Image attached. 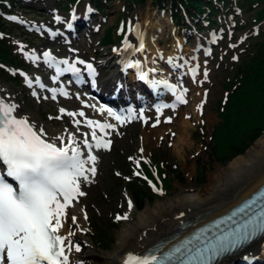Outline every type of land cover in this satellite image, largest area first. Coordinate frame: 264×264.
<instances>
[{
    "label": "rangeland",
    "instance_id": "374dc122",
    "mask_svg": "<svg viewBox=\"0 0 264 264\" xmlns=\"http://www.w3.org/2000/svg\"><path fill=\"white\" fill-rule=\"evenodd\" d=\"M211 1L214 4L212 2L197 4L196 11L190 12L191 15L197 12L195 16L181 9L182 15L187 16L179 23L175 22L172 16L170 0L159 2L146 0L142 5L132 0L104 1L103 10L89 20L90 30L79 31L78 36L70 44L80 51L74 56L81 55L89 59L94 56L97 59L102 53L107 55L118 49L126 38L125 32L121 39L112 36L113 31L119 32L120 20L130 21L129 29L135 23L141 24L143 20L150 22L157 20L161 30L153 38L156 49H160V52L169 51L174 37L182 36V43L175 45L176 50L184 53L186 57H189L192 51L196 52L200 64L198 77L204 81L202 86L190 82L186 77L181 81L186 103L174 111V116L170 114V122L163 121L158 126L150 127L154 120L151 118L145 124L133 122L125 125L113 135L111 150L99 154L93 182L87 181L80 187L81 191H85V195L80 197L78 204L90 205V210L86 213L87 220L83 223L84 230L80 231L79 225L72 222V217H75L72 208L66 214L63 228L67 235L69 232L74 233L70 239L85 234L90 241L89 248L94 253L86 254L88 245L79 243L81 251L76 252L73 249L70 252L71 264H106V256L116 244L123 225L131 218H135L138 211L150 209L160 201L203 187L218 168L225 167L233 158L219 162L216 156L228 153V147L232 144L247 143L248 147L241 153L244 154L263 132L264 0ZM4 3L8 10L19 13L28 21L43 22L53 20L54 8H59L60 13L69 14L72 6L78 5L81 13L93 6L90 0H77L76 4L70 0H16L15 8L10 7L9 0H4ZM44 12L49 16L44 17L42 15ZM4 26L10 35L9 38H4L6 45L4 49L7 54L5 57L0 56V81L8 90L13 91L14 99L20 103L22 110L46 130L63 128L68 131L70 127L72 129L75 126L71 121L72 117L60 111L70 107V100L53 102L43 96L34 97L22 76L25 72L29 73L32 86L33 78L40 69L35 65L37 62L29 60L28 54L50 48V44L56 40L46 41L42 36L11 24L4 23ZM200 28L203 30L198 32ZM211 30L219 36V42L213 45L211 53L205 56L201 51H196L197 41L205 42ZM125 31L129 34L131 32L127 29ZM110 34L113 41L103 45L102 41L110 37ZM246 35H249L248 39ZM62 49L64 52L67 50ZM95 51L100 53L95 54ZM207 66L212 73L210 75L205 72ZM206 83L212 94L207 105L202 107L205 109L209 106L212 111L209 124L201 122L203 118L196 115L197 106L192 111L193 105L200 101L201 89L206 87ZM187 113L191 114L189 118L186 117ZM180 116L188 123H182ZM76 131L78 132V127ZM255 132L258 135L252 140L251 136ZM212 146H215L214 154ZM162 161H168L173 168L176 167L181 172L184 183L178 182L172 174L169 175L168 170H165L166 174H161L162 181L155 184L156 190L153 188L154 184L146 188L149 199L138 210L127 189L126 180H129L127 177H132L133 172L143 177L142 173L146 170L149 175H154L156 170L154 163ZM197 162L205 168L203 178L198 171ZM136 182L142 184L140 180ZM96 185L103 206L89 200L88 193L92 186ZM129 200L132 201L131 210L128 208ZM95 205H98V211ZM118 215H127L128 219L117 220ZM94 229L96 235L108 245L105 247L95 245L92 239Z\"/></svg>",
    "mask_w": 264,
    "mask_h": 264
},
{
    "label": "snow or ice",
    "instance_id": "6c2138e0",
    "mask_svg": "<svg viewBox=\"0 0 264 264\" xmlns=\"http://www.w3.org/2000/svg\"><path fill=\"white\" fill-rule=\"evenodd\" d=\"M137 50H143V45ZM44 57L51 66V53L45 52ZM76 63L85 62L77 60L69 64L68 60L57 61V74H78L80 69ZM59 64L67 67L61 69ZM128 67L133 65L129 64ZM86 68L89 75H95L92 64H87ZM140 79H146V76L141 75ZM52 98L55 99V95ZM177 100L186 103L183 95L178 96ZM15 109V105L0 101V164L4 166V173L0 175V264H69L67 253L73 249L80 252L81 249L79 244L73 245L70 240L74 233L69 232L67 237L59 234L66 210L78 197L85 195L80 189L81 180L88 181V173L93 177L96 174L97 157L91 154V149L110 150L111 140L98 137L96 129L107 136L105 130L114 126L85 121L92 129L95 144L84 139L83 144L89 151L87 157L83 158L73 136H69L66 144L58 137L62 144L58 147L44 138L46 133L43 128L37 130L27 119L14 115ZM60 111L64 113L65 110ZM160 111L161 108H157V112ZM108 113L121 124L125 122L124 118L111 110ZM67 115L76 116L77 113L69 112ZM78 115L84 116V113ZM75 123L79 125L80 121ZM87 165L92 166L89 168ZM5 176L12 178L18 187L8 183ZM153 188L156 190L155 185ZM128 208L132 209L131 200L128 201ZM116 219L127 220L128 216L118 215ZM72 222L76 223V217H72ZM214 229L201 228L172 244L166 251L157 247L144 256L129 254L124 264H213L258 233L264 234V189L226 218L214 222Z\"/></svg>",
    "mask_w": 264,
    "mask_h": 264
},
{
    "label": "bare ground",
    "instance_id": "6f19581e",
    "mask_svg": "<svg viewBox=\"0 0 264 264\" xmlns=\"http://www.w3.org/2000/svg\"><path fill=\"white\" fill-rule=\"evenodd\" d=\"M75 10L78 12V9ZM90 18L91 16H85L84 14L77 16L76 19L72 20V24L75 30L79 31L86 29L87 31H89L91 27L89 26L88 20ZM160 27L161 25L158 23L157 20L155 22L143 20L141 24H138L137 29L140 30V35L144 37L143 42L145 43L147 61L149 60L151 61V63H153L152 60L155 55H157V58H163V60L165 59L166 55H173L174 57L185 59L186 63L188 62L184 67V69L187 71L188 67H190L193 63L194 56H197L196 52L192 51L189 57H186L184 53L178 52L176 50L175 45L178 43H182L181 39H183V37L179 35H177L178 37H174L172 48L169 51L160 52V49H156V44L153 41L155 35L160 32ZM248 37L249 35H246V39H248ZM73 39L74 37H72L70 40ZM66 47L70 52L74 51V48H76L73 45H68ZM185 49L188 50V48ZM76 51L79 50L76 48ZM94 53L98 54L100 52L95 51ZM114 53L115 52L107 55H104L102 53L96 59V64L99 68L98 77L101 81V86L98 91L102 92L100 90H103V87H110L112 90H116L118 92L120 98L124 99L127 95H129L131 100H134L133 95H130L125 84L126 82H129V79L127 77L124 78L123 76H118L116 70H114V67L112 66H110L109 71L106 69V66L110 64L109 55L113 57ZM210 53L211 52L209 51L208 54ZM77 56L81 57V55ZM37 58L39 59L38 55ZM206 69V74L210 75L211 71L209 66H207ZM163 70L164 69L162 68L161 71ZM166 73L168 72L166 71ZM199 79L202 83L201 86L204 85V81L200 77L196 78V82H198ZM133 87L137 88L136 85H134ZM203 88H206V95H202L203 90L201 89V99L193 105L192 111L197 106L196 115H199V118H203V121L201 122L209 124L211 123L210 112L212 111L209 109V106L203 109V107L201 108V105H207L210 94H212V92L210 89H208L207 83L206 87ZM14 96L15 95L13 91L8 90L7 87L0 81V97L16 106L15 115L18 118L27 119L28 122L34 125L37 130L43 128L44 132L46 133L44 138L47 139L49 142L56 143L57 146H62L60 139H57L58 137L62 138L63 142L66 144L69 142V136L71 135L75 138L77 145L82 151V142L85 139V135H88L91 132V130L86 127L84 118L89 116H100L106 119L109 118V113L103 110L98 102L89 98H82L78 93L72 92L68 97V99L70 100V107L66 110L67 113H77L76 116H72L71 121L74 123L75 121H80L79 125L75 123L76 125L73 126L72 129L70 127L68 131L64 130L63 128L55 130H46L41 124H38L31 115L27 114L22 110L20 103H18V101L14 99ZM85 99L88 100L89 106L82 108L78 104L82 103ZM181 106L183 105H178L174 111L181 108ZM81 108L83 110L84 116L78 115V113H80L79 110ZM174 111H171V114L173 116ZM190 115V113H187L186 117L189 118ZM180 118L182 120V123H188L186 119L184 120L182 118V116H180ZM161 122L162 121H159L157 124H153L152 127L158 126ZM83 126L85 128H83ZM77 127L78 132L76 131ZM117 129L118 127L115 126L114 129L107 131V133L110 137H112V139ZM87 140H89V138H87ZM103 152L105 151L100 150L98 152V157L99 154ZM88 176V182H93L95 176L93 177L91 173H88ZM263 181L264 131L257 137L253 145L248 148L244 154L236 155L227 163L225 167L218 168L212 178H209V182L203 187H197L182 195L178 194L165 201H160L150 209L145 208L138 211L135 218H131L130 221H127L123 225L122 231L118 235L116 244L106 256V264H124L129 254L137 256L144 249L148 248L151 244L160 239H169L168 243L174 242L176 239L180 238L184 233L190 231V229H192L193 227L200 225L204 221H207L208 219H211L216 215L225 212L234 204L238 203L243 198L250 195V193L255 190ZM86 182L87 181H84L83 179L81 180V183ZM91 185H93V183ZM98 190L99 188L97 185L92 186L90 192L88 193L89 200H94V202L99 203L103 206V201H100L101 198L99 196ZM70 208H72L74 211L76 223L79 225L80 231H83V223L87 220L85 219V214L87 213V211L90 210V205L85 203L83 206H81L78 203H75L72 204ZM95 209L98 211V205H95ZM183 222H190L191 224L187 225L184 229H182L179 225H181ZM63 227L60 229L59 233L62 236H66L64 234ZM174 234L176 235L173 236ZM72 240L73 245L79 243H85L86 246L88 245V248L85 252L86 254L94 253V251L89 248L90 241L88 238L85 237V234L83 236L75 237ZM166 246L167 244H165V247ZM263 247L264 234L259 239L253 241L247 248L252 252V255L262 260L261 264H264V253L261 250L263 249ZM217 264L231 263L225 262Z\"/></svg>",
    "mask_w": 264,
    "mask_h": 264
},
{
    "label": "trees",
    "instance_id": "16d2710c",
    "mask_svg": "<svg viewBox=\"0 0 264 264\" xmlns=\"http://www.w3.org/2000/svg\"><path fill=\"white\" fill-rule=\"evenodd\" d=\"M97 6L100 7V2L101 0H93ZM137 3L143 4L145 2V0H134ZM159 1V0H158ZM203 1L205 0H172V8H173V14L174 16H180L179 15V8L180 5L184 6L185 8H188V6H190L191 8H195L197 4H201ZM1 3V2H0ZM194 4V5H192ZM2 26L1 24V18H0V27ZM4 44L5 41L4 39H0V56L5 57L6 56V52L4 49ZM257 132L253 133L251 136V139L254 140L257 137ZM248 147V144H240V145H236V144H232L228 147V153L224 154L223 156H216V160L220 161H225L226 159H230L238 154H241L244 152V150ZM212 150H213V154L216 153L215 150V146H212ZM164 164L166 165H161L160 166V172L165 173V167L168 168V170L171 172L172 176L175 177L177 179L178 182L180 183H184V181L182 180V176H181V172L176 168H171L170 164L166 161ZM197 167H198V171L200 172V175L203 178L204 172H205V168L200 165V162L196 163ZM151 176V175H150ZM133 181H131L130 183H128L127 188L130 191V194L133 198V201L135 202V205L138 209L143 207V204L145 203V201L147 199H149V194L146 193L145 190H147V186L144 182H142V184H138L136 182V178H132ZM111 241V240H109ZM95 243L98 246H102L105 247L108 244H105V241L102 240L101 237H99V239L95 238Z\"/></svg>",
    "mask_w": 264,
    "mask_h": 264
}]
</instances>
